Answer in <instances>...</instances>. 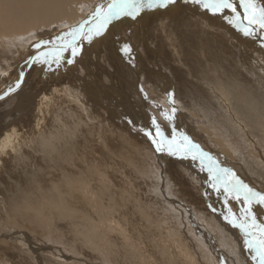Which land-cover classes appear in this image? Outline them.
Wrapping results in <instances>:
<instances>
[{"label": "bare ground", "instance_id": "6f19581e", "mask_svg": "<svg viewBox=\"0 0 264 264\" xmlns=\"http://www.w3.org/2000/svg\"><path fill=\"white\" fill-rule=\"evenodd\" d=\"M113 2L131 0H0V264H259L247 241L260 237L249 225L264 226V206L246 203L251 220L237 217L233 195L199 164L149 151L141 116L185 118L264 192V29L244 35L247 0L215 14L175 0L95 35L97 8ZM81 26L78 54L59 52ZM164 122L175 133L176 121ZM122 160H143L141 200L126 187L137 171L121 172ZM188 206L211 240L182 217Z\"/></svg>", "mask_w": 264, "mask_h": 264}, {"label": "rangeland", "instance_id": "374dc122", "mask_svg": "<svg viewBox=\"0 0 264 264\" xmlns=\"http://www.w3.org/2000/svg\"><path fill=\"white\" fill-rule=\"evenodd\" d=\"M246 11V10H245ZM245 19V18H244ZM244 21H248L247 19H245ZM251 27V26H250ZM254 29V31H261L262 29L259 27V25H252V27H251V29ZM262 32H263V34H264V31L262 30ZM254 34H256V32L254 33ZM258 34V33H257ZM143 81V80H142ZM163 101V99H153V103H155V104H158V105H161L162 104V101ZM152 101V100H151ZM178 104H179V102H178ZM162 106V105H161ZM149 108L150 107H148L147 109L149 110ZM170 110H172L174 107L172 106L171 107V105L168 107ZM153 109V108H152ZM154 110V109H153ZM165 110H166V108H165ZM151 112V114H150V116H148V112L147 113H145L144 115L145 116H141L142 118L144 117V119H148V118H150V119H148L147 121H148V123H150V124H148V123H146V120H144V124H145V126L148 128L149 127V129H152L153 131H155V133H153V131L152 130H150L151 132L150 133H148V136L146 135V133L144 134V133H142L141 134V140L143 141V140H145L144 142H142L143 144H145L146 142H147V138H148V143H146L145 145L149 148V151H151L152 149L153 150H155V151H153L152 150V153H154V155L155 154H157L158 155V153H161L162 151V153H166V151H165V148H166V150H167V153L169 154V155H171V156H173V157H176V159H179V160H181V161H187V159H188V161L190 162V161H192V162H196V164H199V166H201L202 168H203V170H204V172L206 173V174H209V176L211 177V178H213L214 179V181H215V184H216V187L217 188H220V189H224V192H227V193H229V194H232L233 196H234V199H233V196H229V195H225V197H228L229 199H230V201L233 203V205H234V207L236 208V212H237V214H242V215H237V217H239V216H241V217H239L240 219H243L244 218V215H246V216H248L249 215V213H247V211L248 210H251V211H253V209L250 207V206H248L247 204H249V202L248 201H246L245 200V189H239V190H237V187L238 186H234V184H235V181L233 180V176L232 175H230V177L227 175V174H225V172L224 171H222V170H224V169H226V170H228V172H234L235 174H236V179H241L242 181H243V177L238 173V171L235 169V167H234V165H231V164H233V163H235L236 162V159H235V156H233V154H231V158L229 159V156H228V158H227V155L224 153V152H219L220 150H209V148H207V147H204V145L206 146V142L205 141H201L200 139H198V136H197V132L195 131V130H193V129H191L190 127H188L187 128V130H185V126L183 125L184 123H186L187 122V120L185 119V118H183V124L182 125H180L181 124V122L179 121L178 122V119L176 118V119H174V116H172L173 117V121H170V119H168V118H166V114L164 115L165 116V120L166 121H169V122H173V123H175V121H176V123L175 124H171L170 125V127H174V128H172L174 131H175V133L174 132H172V131H170V129L166 126V125H168V123H165L164 121V119H162L161 117H160V115H158V116H154L153 114H152V110L150 111ZM160 112H161V110H160ZM156 113V112H155ZM161 113H163V111L161 112ZM169 114H172L171 112L169 113ZM147 116V117H146ZM146 117V118H145ZM154 117H158V118H156V120L157 121H162V120H164V121H162L163 122V124H165L164 125V127H162L159 123H154L155 121H154ZM168 117V116H167ZM152 118V119H151ZM162 119V120H160V119ZM175 120V121H174ZM153 122V123H152ZM179 123V125H178V123ZM151 125V126H150ZM178 126V128H176L177 126ZM155 126V127H154ZM182 126V127H181ZM257 129H260V126H255ZM155 129H158L157 131L155 130ZM178 129H181V130H178ZM192 130V131H190V130ZM178 130V131H177ZM189 131V132H188ZM195 131V132H194ZM182 133V134H180V133ZM191 132V133H190ZM152 133V134H151ZM174 133V134H173ZM180 136H184V137H178L179 135ZM189 133V134H188ZM192 133H193V135L195 136L194 138H192L193 137V135H192ZM195 133H196V135H195ZM155 134V135H154ZM191 134V135H190ZM144 135H146V138H145V136ZM150 135V136H149ZM176 135V136H175ZM178 135V136H177ZM192 138H190V137ZM196 136H197V139H196ZM143 137V138H142ZM157 137V138H156ZM172 138V139H168V138ZM185 137H189L188 138V140H190L191 142H192V144H194L195 143V141H198V142H196L197 144H198V146H200L201 145V143H202V146H200L199 148H201V149H198V150H196V149H193L192 151H188V149L186 148V147H184L183 145H185V140H184V138ZM145 138V139H144ZM154 141H153V140ZM159 139L160 140H162L161 141V143H160V141H159ZM182 139V140H181ZM150 140V141H149ZM184 140V141H183ZM194 141V143H193V141ZM158 141H159V143H158ZM236 141H238V139H236ZM165 142V143H164ZM170 142V144L169 145H173V146H169L168 145V143ZM154 143V144H153ZM164 143V144H163ZM195 143V144H196ZM149 146H148V145ZM158 144V145H157ZM163 144V145H162ZM196 144V145H197ZM158 147H157V146ZM161 145V146H160ZM165 145V146H164ZM168 145V146H167ZM208 145V144H207ZM160 146V147H159ZM179 146V147H178ZM146 147V148H147ZM153 147V148H152ZM156 147V148H155ZM162 147V148H161ZM168 147H170V148H168ZM173 147V148H172ZM174 147H176V148H174ZM158 148L159 149H162V151L161 150H158ZM164 148V149H163ZM204 148V149H203ZM207 148V149H206ZM212 148V147H211ZM151 149V150H150ZM180 149H182L181 151H180ZM203 149V151H205V153H203L201 150ZM174 152H173V151ZM183 150H184V152H183ZM207 150H209L208 152H207ZM145 151H147V150H145ZM156 151H157V153H156ZM158 151H160V152H158ZM170 151V152H169ZM176 151V152H175ZM177 151H178V153H177ZM180 151V152H179ZM207 152V153H206ZM210 152V153H209ZM219 152V153H218ZM170 153H172V154H170ZM175 153H177V154H175ZM183 155H185V156H182V154ZM188 154V156H187V154ZM201 153H203V154H205V155H201ZM215 153V154H214ZM180 154H181V156H180ZM193 154H195L196 155V159H193L191 156H193ZM208 154V155H207ZM212 154V155H211ZM190 155V156H189ZM179 156V157H178ZM214 156V157H213ZM225 156V157H224ZM182 157V158H181ZM209 157L211 158V159H209ZM184 158V159H183ZM189 158H190V160H189ZM192 158V159H191ZM224 158H225V161H224ZM227 158V159H226ZM212 160H213V162H212ZM221 160V161H220ZM142 163H141V162ZM137 160V161H135V160H132V162L133 163H128V165H127V163L124 161L123 162V160L121 161V162H123V163H119V165H118V169L121 171V172H125V171H127V170H129L130 172H133V171H137V172H135V174H137V175H135L134 173L132 174L133 175V177L134 176H136V177H134L136 180H135V182H133L132 181V179L130 178V180H129V182L127 183V185H126V187H127V190H128V192L129 193H131L133 196H134V198L135 199H138V200H141L142 199V194H139V190H140V180L139 179H144V172L143 171H145V170H143V169H145V167H144V163H143V160ZM215 161V162H214ZM229 161V162H228ZM221 162H225V166L226 167H228V168H226V167H223V164L221 163ZM226 163H229L228 165L226 164ZM124 164V166L125 167H127L126 169H124V167L123 166H121V165H123ZM140 164V165H139ZM132 165V166H131ZM133 165H134V167H133ZM138 165V166H137ZM122 168H121V167ZM217 166V167H216ZM133 168V169H131V168ZM140 167H141V169H140ZM136 168V169H135ZM135 169V170H134ZM125 170V171H124ZM138 171L139 172H141V177H140V174L138 173ZM128 172V171H127ZM139 174V175H138ZM217 175L219 176V178H217ZM127 176H128V174H127ZM132 177V178H133ZM140 177V178H139ZM145 180V179H144ZM139 182V183H138ZM158 182H159V180H158ZM244 182V181H243ZM128 184H129V186H128ZM244 185H246V183L244 182ZM131 186V187H130ZM247 186V188L248 189H251L252 190V192H255V193H259V194H264V192H262V191H258V190H256L254 187H252L251 185H246ZM121 188H122V191H124L125 190V187H123V186H121L120 187V190H121ZM124 188V189H123ZM131 188V189H130ZM257 188H259L258 186H257ZM162 190V189H161ZM133 192V193H132ZM164 194H168V193H166V192H162V196H163V198L165 199V200H170V201H172V202H176V200H174V199H172V198H170V197H168V196H164ZM234 200H239V201H242V204H238V203H236ZM253 201H255V200H253ZM256 202V201H255ZM177 203V202H176ZM247 203V204H246ZM252 203V202H251ZM178 205H180L179 203H177ZM244 205H245V207H244ZM246 205H247V207H246ZM256 205H258V203L256 202ZM260 205V204H259ZM181 206V205H180ZM260 206H264V205H260ZM182 207V206H181ZM243 207H244V209H245V212H244V209H243ZM250 207V208H249ZM184 210H185V212L186 213H184V214H186L187 215V210H192L191 209V207L190 206H188V208L187 209H185V208H183ZM183 209H180L181 210V212H184L183 211ZM249 212V211H248ZM256 211L254 210V213H255ZM184 214H182V217L183 218H187V220H189L190 221V223H192V225H194V226H197L198 227V229L201 231L200 233H197L196 232V236L199 238V239H201V240H204V238H202V237H210V239L209 240H211L212 238H213V236L210 234V233H206L205 232V229L203 228V226L204 227H206V228H208V226L201 220V219H192V218H190L188 215H187V217L184 215ZM255 214H257V212L255 213ZM258 215V214H257ZM236 216V215H235ZM246 216H245V218H246ZM250 216V215H249ZM258 217L260 218V216L258 215ZM244 218V219H245ZM248 218V220H253V217L250 219L249 217H247ZM247 218L245 219V220H247ZM261 219V220H260ZM259 219V221H263L264 220V215H263V219H262V217ZM251 220V221H252ZM264 223V222H263ZM255 224L256 225H258V221L255 219ZM161 225H166V224H161ZM168 226V225H167ZM258 226H260V225H258ZM263 226V225H262ZM256 229V228H255ZM203 231V232H202ZM256 231H257V229H256ZM259 232V231H258ZM202 233V235H200ZM68 234V233H67ZM67 234H65L64 233V236H67ZM201 236V237H200ZM206 237H205V239H206ZM217 237H218V235H217ZM39 239H41V238H39ZM38 240V239H37ZM52 240H53V238H52ZM54 241V240H53ZM53 244V243H52ZM51 244V245H52ZM54 245L55 244H53L52 246L54 247ZM63 245V244H62ZM56 246V245H55ZM6 253H8V252H6V251H0V258H4L6 255ZM19 258L18 257H16V260H18ZM257 263V262H256ZM26 264H29V262H26ZM252 264V263H251Z\"/></svg>", "mask_w": 264, "mask_h": 264}, {"label": "snow or ice", "instance_id": "6c2138e0", "mask_svg": "<svg viewBox=\"0 0 264 264\" xmlns=\"http://www.w3.org/2000/svg\"><path fill=\"white\" fill-rule=\"evenodd\" d=\"M175 0H131V2H124V3H109L106 8H97L95 17L99 18V24L95 29L92 31L95 35H100L103 28L114 18H118L121 15H130L135 17L138 15L139 12L144 9H152V8H166L170 4L174 3ZM194 3L200 4L203 8L210 10L213 14L221 12L225 9H231L233 12L236 9L233 7L232 0H193ZM243 6L246 9V16L245 19L248 20L249 26L251 25H259L261 29H264V7L257 8L255 4V0H247V3H243ZM83 30V26L80 29H77L73 32H70L68 35L72 37L71 40L66 41L63 46L59 48V52H63L67 49H71V54L73 56L78 54V46L75 43L77 34L81 33ZM243 33L245 36H252L254 35V30L250 27H246L243 29ZM86 39H91V35L86 36ZM125 51H130V49L125 46ZM56 62H59L60 56L57 55L55 58ZM68 63H72L71 60ZM185 145L188 151H192L193 149L198 150L199 146L192 144L187 137L184 138ZM179 147V146H178ZM158 150H161L158 148ZM203 156L204 154L201 153ZM193 159H196V155L193 154ZM209 159H211L209 157ZM227 175H231L228 173V170H222ZM217 178L219 176L217 175ZM233 180L235 181L234 186H238L237 190L245 189V200L251 203L255 200L258 204L264 205V194H259L252 192L251 189H248L246 185H242L241 182L233 176ZM249 210V214H250ZM249 227L256 228L259 233L260 237L258 239L247 241L251 248H254L257 252V256L259 258V264H264V226H258L255 224V219L253 218L251 225ZM251 235V233H248Z\"/></svg>", "mask_w": 264, "mask_h": 264}, {"label": "water", "instance_id": "95a60500", "mask_svg": "<svg viewBox=\"0 0 264 264\" xmlns=\"http://www.w3.org/2000/svg\"><path fill=\"white\" fill-rule=\"evenodd\" d=\"M253 36V35H252ZM264 42V41H263ZM262 48H263V46H262Z\"/></svg>", "mask_w": 264, "mask_h": 264}]
</instances>
